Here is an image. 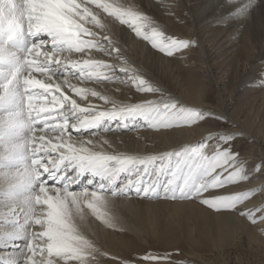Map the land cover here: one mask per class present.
<instances>
[{
	"label": "snow or ice",
	"instance_id": "snow-or-ice-1",
	"mask_svg": "<svg viewBox=\"0 0 264 264\" xmlns=\"http://www.w3.org/2000/svg\"><path fill=\"white\" fill-rule=\"evenodd\" d=\"M250 7L237 9V15ZM106 17L168 56L192 44L166 36L151 17L119 0H0V205L8 210L0 214L7 228L0 232V243L25 241L22 259L0 264H98L97 256L108 254L82 228L85 208L105 226L116 227L107 211L108 196L196 199L215 211H239L253 224L264 222V208H238L264 186L216 194L264 171V165L247 169L232 147L236 133L218 132L159 155L97 151L91 140L73 139V132L110 131L112 121L142 118L150 128L167 129L193 125L208 115L172 98L122 104L95 88L71 83L69 76L81 82L131 81L138 92H161L131 67L91 58L94 50L123 59L116 42L108 34L101 36L109 30ZM74 52L90 58L72 60ZM65 88L81 100L95 97L112 108L82 107ZM214 118L227 124V117ZM83 177L91 187L73 189Z\"/></svg>",
	"mask_w": 264,
	"mask_h": 264
},
{
	"label": "rangeland",
	"instance_id": "rangeland-1",
	"mask_svg": "<svg viewBox=\"0 0 264 264\" xmlns=\"http://www.w3.org/2000/svg\"><path fill=\"white\" fill-rule=\"evenodd\" d=\"M255 14L261 15L263 34L254 33L251 40L242 38L235 55L223 45L220 33L222 25L210 36H203L200 30L191 33L189 16L180 7L171 11L169 8L165 9L164 13L154 10L150 16L163 25L158 27L166 36L192 42L188 48L176 51L172 56L150 47L153 54H157L173 67L176 65L169 71L171 68L168 69L163 61L157 59L152 70L156 73L160 71L157 77L174 96L180 95L190 101L197 94L198 102L207 107L191 104H182L183 106L208 114L206 119L190 126L152 128L153 131L190 127L209 129V132L185 145H196L209 135L216 136L218 132L236 133L233 150L246 162L249 171L258 165H264V7L252 9L250 18ZM245 73L250 74V82L239 85ZM143 78L149 81L145 76ZM123 86L128 94L127 99L131 101H160L167 95L162 90L157 93L138 92L131 81L123 83ZM222 112H226L228 116ZM216 116L230 117L232 121L227 118L225 124L224 121L214 118ZM139 128L144 129L145 125L142 124ZM208 143L215 144L216 141L211 140ZM143 146L148 149L145 153L138 147L129 149L136 151V154L152 153L153 149L163 152L154 141H146ZM180 147L176 146L172 151ZM259 186H264V171L253 173L251 180L242 182L238 187L229 186L218 190L216 194H230ZM127 199L134 203L116 210L121 215L123 226L116 225L110 229L113 253L107 252V256H102L105 262L103 264H264V222L253 224L246 216L240 215L239 211H215L196 199L160 198L166 203L157 202L153 205L143 204L146 198L142 200L134 193ZM238 208H264V191L257 192L254 198ZM98 222L102 223L99 220ZM132 223L138 225V230L132 228ZM149 254L158 259H143Z\"/></svg>",
	"mask_w": 264,
	"mask_h": 264
},
{
	"label": "bare ground",
	"instance_id": "bare-ground-1",
	"mask_svg": "<svg viewBox=\"0 0 264 264\" xmlns=\"http://www.w3.org/2000/svg\"><path fill=\"white\" fill-rule=\"evenodd\" d=\"M119 2L132 6L135 9L142 11L149 17L151 16L154 10H156L159 13H164L165 9L169 8L171 11L176 9L177 7H180V9L185 10L189 16L188 18L192 25L191 26L192 34L200 30L203 36H210L219 25H222L220 33L223 37L222 39L223 45L224 47H226V49H228L230 53L233 52L234 55L237 52V49L240 47L239 43L242 38L246 37L248 40H251V36L254 35V33L259 35L263 34L261 15L255 14L250 18V12L252 9L255 8L257 9L259 7L263 8L264 0H119ZM249 4H251L249 10L243 16H238L237 9L241 7H245ZM168 12L169 11H167V13ZM152 19L154 20V18ZM155 22L157 26H163L162 24H159V21H155ZM106 23L109 26V30L107 33L101 32V36L108 34L109 37L116 42L117 46L120 48V56L123 59L108 57L105 56L103 53L96 52L94 50L91 53V58L103 59L109 63L116 64L118 66L131 67L134 70V74L142 77L145 76L150 81V83H152L154 86H157L163 92H165L167 95H165L163 99L172 98L177 100L183 105L191 104V105L206 106L203 105V103L198 102L197 94H194L195 96L192 97V99L191 97L188 98L191 100L187 101L180 95L174 96L173 93H170V91L167 90V87L157 77V74L160 71L156 73L152 69L155 68V61L157 59L158 61L159 60L163 61V63H165V66L168 67V69L171 68L169 71L174 69L176 65L173 67L171 64L161 59L157 54H153L152 49H150L151 47L150 43L143 40L142 38L137 37L135 33L128 26L121 25L118 21H115L111 17H106ZM94 30L100 31L98 29H94ZM259 52H261V49H259ZM262 56L264 57L263 54ZM85 58H90V57L84 53H75V52L72 53L70 56V59L72 60H82ZM68 78L71 83L76 84L78 87L95 88L97 91L101 92L102 94L107 95L110 98L115 99L117 102L122 104H136L142 102V101H138L137 99H136L137 101H131L127 99L128 94L125 91L123 83H119V82L96 83L93 81L81 82L71 76H69ZM250 78H251L250 74L245 73L241 77L239 81V85H244L250 82L249 81ZM57 82L63 83V79H60ZM65 91L69 95H71L72 98L76 99L77 102L81 104L82 107H87L89 106V104H94L98 106L100 110H111L112 108L111 104H105L103 101L99 100L98 98L89 96L86 100H81L80 97L75 96L73 93L70 92V90L65 88ZM207 109L209 110V108ZM210 111L219 113V111L217 110L214 111L210 109ZM222 113L226 114V112H222ZM226 115L228 116V114ZM227 118L232 121L230 117ZM142 124L145 125L144 128L145 130L143 128H139L141 127ZM40 127L41 125L38 124L37 128ZM108 127H110L111 129L110 131L100 130L97 131L94 135L92 134L91 130L88 132H81V133L73 132V139H77L81 141L91 140L93 142V145L95 146V150L97 151H105L108 153H127V154H136V151L134 152L131 149H129L133 147L134 148L138 147L139 149H141L142 153H145V151L148 149L143 148L144 142L154 141L155 145L157 146L159 145L158 148L160 150H163L162 153H165L172 151V149L176 146L182 147L185 146L186 143H190V142L192 143L194 140L200 138L205 133L209 132V129L206 128L190 129L191 127L189 129L176 128L175 130L172 131L169 130V131L155 132L153 131L152 128L149 130L150 127L145 123V121L142 118L129 120L126 124L121 123L119 121H112L110 122ZM69 131H71V129ZM37 135H40V133L38 132ZM93 145H88V146L93 147ZM152 151H153L152 153H148V154H157V155L162 154L154 149ZM139 155H146V154H139ZM86 181H87V177L80 178L78 180H75V182L72 184L71 187L75 190H82L84 187H91L87 185ZM49 183L51 182L49 181ZM143 199L144 198H142V200ZM108 200L110 203L107 211L109 212L110 215L116 218L115 219L116 225L123 226V223H121L122 220L121 215H119L120 213H117L116 210L118 208H126L127 206H131L132 203H134V201H132L131 199L128 200L127 198H113L111 196H108ZM157 202L166 203V201L162 199H157L155 201L152 200L147 201V199L146 200L144 199V202L142 203L153 205L156 204ZM173 203H188V202L174 201ZM7 211H8L7 208H5L3 205H0V214L6 213ZM85 213L87 214V223L82 228L83 233L89 239L95 242V244L101 250V252L113 253L112 251L113 249L111 248V243H110L111 240L110 238L112 237L111 236L112 231L110 230L111 228L109 227L105 228V225L103 223H99L96 217L93 216L90 210H88L87 208H85ZM22 215L23 214L21 213V216ZM2 219L3 217L2 215H0V220ZM131 226L134 230H138L137 224L132 223ZM225 227H227V225ZM5 230H7L6 225L0 223V232H3ZM24 243H25L24 240H18L15 242V244L0 243V260L6 262L10 258L22 259L20 249L23 248ZM25 255H30V253H25ZM40 258L41 257L38 255L37 259ZM97 261L98 264H103L104 262L103 257L98 255ZM58 264H62V262H58Z\"/></svg>",
	"mask_w": 264,
	"mask_h": 264
}]
</instances>
